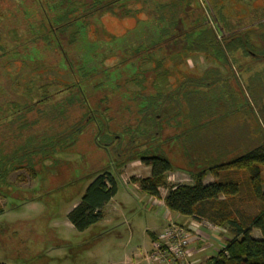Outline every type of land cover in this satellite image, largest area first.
Listing matches in <instances>:
<instances>
[{
    "label": "trees",
    "instance_id": "16d2710c",
    "mask_svg": "<svg viewBox=\"0 0 264 264\" xmlns=\"http://www.w3.org/2000/svg\"><path fill=\"white\" fill-rule=\"evenodd\" d=\"M205 2L207 7L203 0H0V193L8 186L10 172L26 169L37 176L38 165L44 167L47 159L55 164L59 160L56 153L71 149L89 123L94 122L98 133L93 138L94 144L108 151L113 171L103 166L97 171L94 169V179L67 214L75 229L84 231L106 216L105 207L117 193L119 169L127 162L140 160L151 168L145 177H131L142 191L161 198V189L165 188L163 200L170 211L227 232L224 244L205 260L206 264H264V128L254 123L257 129L252 131L242 125V132L250 135L247 142L237 136L234 143L217 133L214 135L218 138H214L206 131L216 132L212 124L224 117L225 110L221 112L223 109L218 108L219 111L213 112L218 98H205L198 88L223 78L219 67L212 66L197 77L180 70L178 64L166 65L173 55L183 60L192 52L205 53L216 60L212 52L215 51L218 57L229 62L230 55L253 49L252 42L246 39L247 33L240 32L239 28L226 30L231 23L227 17H224L226 28L222 34L217 33L207 14V9L212 11L215 4L211 0ZM9 7L12 12L7 10ZM5 10L10 12L9 17H4ZM141 12L146 17L134 30V36H130L132 32L111 35L114 37L110 40L111 47L124 48L127 53L133 42L130 38L149 34L158 40L170 37L177 44L188 32L194 35V38L189 36L191 40L203 43L197 47L186 44L160 57L144 49L147 55H140L137 64L131 63L137 71L125 79L127 94L135 100H161L150 116V108L142 107V119L134 129L129 127L120 133L117 126L109 127L107 121L111 118L108 108L102 105L103 98L89 103L91 93L104 84L97 75L115 67L108 66L103 62L106 57L103 60L101 57L102 68L91 71L86 66L89 48L84 50L76 71L72 67L66 70L71 81L32 76L23 79L26 73L32 75L45 67H57L41 60L44 50L61 49L64 53L63 46L68 47L84 32L90 43L97 44L98 40H91L92 35L96 36L92 26L105 14L136 18ZM204 23H207L205 28ZM22 25L25 28L20 34ZM233 39H237L238 46L234 47ZM142 47V44L137 46L136 51ZM210 47L212 51L208 50ZM261 49L256 51L258 57L264 50V40ZM120 57L122 62H129L126 56ZM13 61L22 62L23 69L27 66L29 71L20 69L16 74L11 73L7 67ZM179 73L184 79L175 86L170 85L169 76L177 77ZM54 86L62 87L61 92H52L50 88ZM148 89L154 95L148 94ZM241 94L245 106L232 109L230 114L243 113L240 116L245 117L250 102L242 90ZM205 113L209 114L204 118ZM180 115H184L185 123L180 118L176 120ZM215 116L219 117L214 120ZM167 127H172V134H167ZM171 142L187 158V166L194 167L190 171V183L173 184L168 180V173L175 169L165 147ZM190 151L198 152L193 156ZM208 173L225 176L205 182ZM256 231L259 236L255 235Z\"/></svg>",
    "mask_w": 264,
    "mask_h": 264
},
{
    "label": "rangeland",
    "instance_id": "374dc122",
    "mask_svg": "<svg viewBox=\"0 0 264 264\" xmlns=\"http://www.w3.org/2000/svg\"><path fill=\"white\" fill-rule=\"evenodd\" d=\"M203 1L207 7V3ZM211 1L215 6L212 11L207 9V14L217 33L222 34V29L226 28L224 17H227L232 24L230 23L226 30L229 27L239 28L240 32L248 34L249 38L246 39L253 44L251 51L256 52L261 49L264 40V0ZM9 8L7 10L12 12L13 9ZM7 10L4 17L10 16ZM144 17L146 16L142 12L136 18L107 13L99 22L109 35L120 36L132 32L130 36H134V30L138 29ZM262 21L263 24H261ZM24 28L23 25L19 27L20 34H23ZM233 43L234 47L239 45L237 39H233ZM251 51L248 52L249 54L237 52L230 55L231 71L207 54H191L183 60L180 56L173 55L167 59V66L175 67L178 64L180 70L197 77L212 66L219 67L222 76L232 73L240 91L242 90L248 97L250 102L248 114L245 117H242L243 113L224 115L212 124L216 132H210V129L206 131L214 138H218L214 135L217 133V135L220 134L219 137H226L234 143L237 136L240 141L247 142L250 135L245 131L242 132V125L252 131L257 129L254 123L264 128V50L260 53V57L254 56ZM118 60L111 57L106 60V64L114 65ZM24 66L20 61H13L7 68L11 73L16 74ZM28 69L26 66L23 70L29 71ZM31 76L43 77L50 81L72 80L71 75L58 67L50 69L45 67L32 75L26 73L23 79L27 80ZM183 79L182 73H179L177 77L171 75L168 83L175 86ZM61 88L54 86L50 90L61 92ZM111 106L115 109L117 104L112 103ZM112 112L114 115V111ZM259 130L261 137L262 129ZM93 138L94 132L87 127L71 149L56 153L59 160L54 162L55 164L47 159L44 167L38 165L37 176L31 175L26 169L9 173L7 176L9 187L7 186L5 192L0 193V262L7 264H118L128 257L134 260L133 254L136 260L140 261L144 250L134 251V249L149 240L148 229H156L162 224L167 225L170 221H176L177 217L174 218V216H177V213L173 212L171 218L166 217L165 212L168 209L153 203L150 195L137 188L131 181L132 176L145 177L151 171V168L140 160H134L125 163L119 169L117 194L105 207L106 216L84 231H78L74 226H69L67 214L80 201L86 187L94 179L96 174L93 172L102 166L113 171L108 151L106 150L104 155L98 150ZM197 152L190 151V154L196 156ZM168 154L175 166V169L168 173L169 182L173 184L192 182L190 171L194 170V167L187 166V158L181 154L178 147L174 145ZM207 175L209 178L206 176L204 181L225 176L224 173L218 176L211 173ZM229 175L232 176V174ZM166 192L165 188L161 189L163 196ZM202 228L217 232L216 236H211V240L214 239L210 241L211 245L205 251V259L199 258L205 261L210 257H207L208 255H215L224 244L227 232L218 226L216 231L208 222H202L200 231L203 230Z\"/></svg>",
    "mask_w": 264,
    "mask_h": 264
},
{
    "label": "flooded vegetation",
    "instance_id": "af4514ba",
    "mask_svg": "<svg viewBox=\"0 0 264 264\" xmlns=\"http://www.w3.org/2000/svg\"><path fill=\"white\" fill-rule=\"evenodd\" d=\"M155 6V5H154ZM155 8V7H153ZM152 17L153 14H152ZM204 18H208L206 15H204ZM209 22V21H208ZM94 25L92 26L94 29V32L96 36L92 35L91 40H98L99 42L97 44H92L89 42V38H87L84 32L80 34L79 37L74 40L72 44H70L68 47L63 46L64 53H62V50L59 49H52L50 51H43L41 54V60H45L44 62H48L49 64H53L57 66L58 68H61L63 70H70L72 67L73 70L75 68H78V66L81 64V56L84 55V50H87L89 54V63H86V66L91 68V71L98 70L102 68L100 64V60L102 57L103 62L106 63V60L108 58H118L119 60L114 64H107L108 66H115L111 67L110 70H106L105 73L98 74V80L101 82H104L102 87H99L98 90H96L94 93L92 92L89 96V103H93L98 98H103L105 101H103L102 105L103 107L108 108V115L111 119L107 121V124L111 128H115L117 126L120 133L125 132V130L129 127L133 128L140 122L143 116V109L142 107L150 108L148 111V114L150 116V113L152 112V109L157 107L156 103H161L160 101L155 100H148L146 98H142L140 100L132 99L131 96L127 94V91L125 90V79L127 76L131 75V72L137 71L135 69V66L131 65V63L137 64L139 61L140 55H147L145 54L144 49H147L151 51L155 56H167L170 53H173V51L176 49H179L180 47L184 45L190 46L192 44L193 47H197L198 44H202L203 41L201 40H191V38H194V35L191 36L190 32L185 34L183 38H179V42L176 44L174 39L168 38H162L160 40L155 39L151 37V34L149 36H136L134 38H130V40H133L132 44L130 43L131 51L125 53L123 51L124 48L121 47H111L110 40H113L114 37L109 35L108 32H106L102 24L99 21H94ZM207 23H204V28L207 27ZM191 36V38H189ZM186 37V38H185ZM116 40V39H115ZM118 40V39H117ZM155 40V41H154ZM170 40V41H168ZM105 41V43H104ZM108 41V42H107ZM156 42V43H155ZM144 45V47L141 48V50H137V46ZM148 47H145L148 45ZM204 45H207L204 44ZM136 47V49H134ZM67 48V52H66ZM85 48V49H84ZM140 48V47H139ZM111 50V51H110ZM209 51H212L213 49L210 47L208 48ZM215 53V56H217L216 60H218V63H221L224 65V68L228 71H231L232 63L229 61L224 60V58L218 57V54L215 51H212ZM251 53L255 56H257L256 52L251 51ZM190 54H194L193 52ZM199 54H205V53H199ZM126 56L129 62H122L120 56ZM109 56V57H108ZM226 56V55H225ZM258 57V56H257ZM228 59V58H227ZM120 61V62H119ZM119 67V68H118ZM230 68V70H229ZM76 71V69L74 70ZM220 71V70H219ZM79 72V70H77ZM80 73V72H79ZM145 75H150V73L144 72ZM222 76V75H221ZM120 84V86L118 85ZM204 95H206L205 98H218V104L214 106L213 112H216L217 109H223L224 115L229 114L232 109H240L241 106H245V102L243 100V96L241 94V91L235 81V77H233L232 73L231 75L224 76L223 78H218L216 83L213 84H204L202 87L198 88ZM149 91L148 94L154 95L153 91ZM146 91V92H147ZM100 94V96H99ZM149 95V96H150ZM112 103H116L117 107L114 109L113 106H111ZM240 106V107H239ZM187 108V107H186ZM218 109V111H219ZM188 112V108L185 109ZM114 111V115L113 112ZM112 112V113H111ZM185 111H183V114ZM209 114V113H208ZM207 114V115H208ZM216 115L215 113H213ZM206 113L204 114V118L207 117ZM181 119L183 123H185V117L184 115H180L176 118V120ZM218 116H215L213 119L216 120ZM174 121V120H172ZM213 121V120H211ZM89 129H92V132H94V137L98 134L95 132V123L90 122L89 123ZM167 134H172V127L166 128ZM119 133V134H120ZM119 134L116 135V137H119ZM125 138L128 136L126 134ZM165 147H167L170 151V148L173 147L172 142L168 143ZM98 148V150L102 151L104 155L106 154V150L103 148Z\"/></svg>",
    "mask_w": 264,
    "mask_h": 264
},
{
    "label": "built area",
    "instance_id": "2783aa9c",
    "mask_svg": "<svg viewBox=\"0 0 264 264\" xmlns=\"http://www.w3.org/2000/svg\"><path fill=\"white\" fill-rule=\"evenodd\" d=\"M199 225L201 227L202 223ZM210 225L216 230V226ZM200 234V229L194 230L176 221H170L156 234L152 248L136 264H206L205 261L194 259L189 254L190 245Z\"/></svg>",
    "mask_w": 264,
    "mask_h": 264
},
{
    "label": "crops",
    "instance_id": "0c3cea01",
    "mask_svg": "<svg viewBox=\"0 0 264 264\" xmlns=\"http://www.w3.org/2000/svg\"><path fill=\"white\" fill-rule=\"evenodd\" d=\"M207 177L209 178V175H207ZM210 181H213V180L208 179V181H205V182H210ZM134 185L137 188H139L137 183H135ZM114 197L111 199V201H113ZM150 197L153 199V203H158L160 205H163L166 209H168L166 207L165 203H164V200H163L164 196L163 195H162L161 198H157V197H154V196H151V195H150ZM172 215H173V212L170 211L169 209L167 210V212H165V216L168 217V218H171ZM175 217H177L176 221L178 223H180V224L189 226V227H191L194 230H199V228H200V225H199L200 222L198 223L196 220H193L190 217H185V216H182V215H179V214L177 216H174V218ZM68 225L73 227L71 222H69ZM165 226H166V224H162L160 227H158L156 229H148V232L150 234L149 235V240L146 243L139 245L137 249L136 248L134 249V251H143L144 250V252L142 253V256H143L147 251H149L152 248L153 241L155 239L156 234L159 233L160 231H162ZM202 229H201L202 231H201V234H200V238L198 240L196 239V241L194 240L192 242V244L190 245V248H189V254L194 259H199L200 257L202 259H205V256H206L205 255V253H206L205 251H207L208 247L211 245L210 241H212L214 239V238H212V240H211V236L214 237V236H216L215 233H217V232L214 233V230L211 231V230L206 229V228H202ZM255 235L259 236V232L256 231ZM133 256H134V260H132L131 258L128 257L127 259H124V260H121L120 262H118V264H136L138 262V260H136L137 258L135 257V254H133ZM209 256L211 257V255H208L207 257H209Z\"/></svg>",
    "mask_w": 264,
    "mask_h": 264
}]
</instances>
